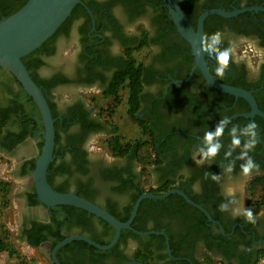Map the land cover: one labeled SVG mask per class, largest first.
<instances>
[{
  "label": "flooded vegetation",
  "instance_id": "flooded-vegetation-1",
  "mask_svg": "<svg viewBox=\"0 0 264 264\" xmlns=\"http://www.w3.org/2000/svg\"><path fill=\"white\" fill-rule=\"evenodd\" d=\"M23 1L0 0V18ZM178 1L194 29L205 12L237 10L208 12L203 19L204 37L219 32V50H229L223 77L216 75L215 58L203 55L214 78L249 93L257 109L245 95L205 79L163 0H81L25 58L54 118L47 182L128 223L108 247L96 245L116 236L106 219L39 199L34 169L44 143L42 116L18 79L0 67V181L10 183L11 239L37 250L46 264H55L56 245L72 235L90 241L76 238L58 247L61 264H258L264 257V0ZM137 74L141 87L133 99L127 85ZM106 98L115 106L107 108ZM225 117L230 123L217 138L219 153L197 165L193 153L204 133ZM252 122L257 143L248 156L259 167L243 176L245 160L238 157L248 140L243 128ZM233 126L241 144L226 157ZM116 135L127 143L123 155L105 142ZM140 141L151 153L144 160ZM229 163L231 173L225 171ZM227 186L236 188L235 199L252 210L255 223L220 211L231 199Z\"/></svg>",
  "mask_w": 264,
  "mask_h": 264
},
{
  "label": "water",
  "instance_id": "water-1",
  "mask_svg": "<svg viewBox=\"0 0 264 264\" xmlns=\"http://www.w3.org/2000/svg\"><path fill=\"white\" fill-rule=\"evenodd\" d=\"M163 1L178 31L190 43L196 65L200 67L205 79L221 90L245 95L251 100L254 109H257L249 93L217 81L208 70L204 55L198 54L197 51L200 47L201 39L204 37L203 19L205 15L208 12L231 15L236 13L237 10L225 12L215 9L205 12L199 18L197 29H194L178 0ZM79 2L81 0H26L17 10L2 16L0 18V67L11 72L18 79L26 92L32 97L42 116L44 143L34 169V186L39 199L47 205L71 204L106 219L116 228L117 232L111 244L106 246L96 244L105 248L116 241L120 227L128 226V223L118 221L111 214L82 196L54 190L47 182V168L53 159L54 118L42 88L36 83L23 61L24 56L39 48L43 42L53 35L62 22L70 15L73 7ZM168 193L156 196H164ZM76 238L89 240L84 236L72 235L59 242L52 253V260L55 264H61L55 256L56 249Z\"/></svg>",
  "mask_w": 264,
  "mask_h": 264
},
{
  "label": "clouds",
  "instance_id": "clouds-1",
  "mask_svg": "<svg viewBox=\"0 0 264 264\" xmlns=\"http://www.w3.org/2000/svg\"><path fill=\"white\" fill-rule=\"evenodd\" d=\"M221 42V34L219 32H216L211 36L203 37L201 39L200 47L197 50L198 54L206 53L209 57L215 58L217 62L215 71L218 77H223L230 59L229 50H219ZM228 123H230V121L228 117H225L224 119L219 120L214 131H207L204 133L203 146L199 147L197 151L193 153V160L197 165H203L206 161H211L214 157L217 156V154L219 153V149L221 148V144L217 141V138L223 136L224 128ZM237 128L238 126H233L229 132V135L231 136V145L229 151L225 153L226 157L230 156L231 152L241 144L240 138L235 135ZM256 128L257 125L255 122L249 123L243 128V133L248 136V140L244 143L241 154L238 157V159L245 160V163L240 166L241 174L243 176L250 175L253 169H257L259 167L253 162L252 158L248 156V151L251 150L257 143L255 138ZM205 145L207 146L206 149ZM196 156H199V159H196ZM225 171L231 173L233 171V164L229 163ZM212 179L218 180V175H212ZM225 195L231 197V199L227 203H222L219 206L220 211H231L233 217L243 216L248 222L255 223V216L252 210L250 208L243 207L235 199L236 188L234 186H227L225 188ZM231 205L237 206L231 207Z\"/></svg>",
  "mask_w": 264,
  "mask_h": 264
},
{
  "label": "trees",
  "instance_id": "trees-1",
  "mask_svg": "<svg viewBox=\"0 0 264 264\" xmlns=\"http://www.w3.org/2000/svg\"><path fill=\"white\" fill-rule=\"evenodd\" d=\"M25 2L26 0H24L20 6H22ZM14 11L7 12L5 13V15L10 14ZM26 56L23 57V61L25 64H26L25 62ZM127 86L129 88H132L133 90L132 97L133 99H136L139 88L141 87L139 75L137 74L136 76H133V81L130 82V84ZM118 88L119 87L116 86L115 91H117ZM115 91L113 90V92ZM0 126H1V123H0ZM105 142L108 148L111 151H113L114 154L123 155L126 152L127 143H125V139L121 135L109 136V138H107ZM143 145L144 143L142 144L140 141L139 160H144L146 157V153L148 154V156H151V153L149 152V146L145 147ZM9 191H10V183L0 181V252H5L8 258L10 259L9 262L4 263V264H33L34 262L33 257L28 256L27 254L23 253L21 249L18 246H16V244L11 239L12 231H11L10 225L7 222V217H6L7 212L11 207V199L9 197ZM32 242L34 244L39 243V241H32Z\"/></svg>",
  "mask_w": 264,
  "mask_h": 264
},
{
  "label": "rangeland",
  "instance_id": "rangeland-1",
  "mask_svg": "<svg viewBox=\"0 0 264 264\" xmlns=\"http://www.w3.org/2000/svg\"><path fill=\"white\" fill-rule=\"evenodd\" d=\"M104 102L105 103L109 102L107 104V108L108 107L112 108V107L115 106L114 105L115 104L114 100H112V98H106V100H104ZM128 131H126L127 135H130V132H133L134 130L133 131H129V132ZM100 150L102 152H107V149L105 148V144L103 143V141H101ZM6 217H7V222H8L9 225L14 224L16 222V220H15V211L14 210H12L11 212H7V216ZM9 221L11 222V224H10ZM18 246H19V248L21 249V251L23 253L27 254L28 256L33 257V259H34L33 264H46L47 261H46L45 256L42 255L41 253H39L37 250L28 248L25 245H18ZM9 261H10V259L8 258L7 254L5 252H0V264L7 263Z\"/></svg>",
  "mask_w": 264,
  "mask_h": 264
},
{
  "label": "built area",
  "instance_id": "built-area-1",
  "mask_svg": "<svg viewBox=\"0 0 264 264\" xmlns=\"http://www.w3.org/2000/svg\"><path fill=\"white\" fill-rule=\"evenodd\" d=\"M258 264H264V257L262 258V260H260Z\"/></svg>",
  "mask_w": 264,
  "mask_h": 264
}]
</instances>
